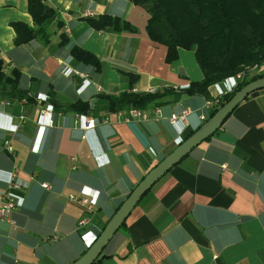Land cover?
<instances>
[{
    "label": "crops",
    "instance_id": "obj_1",
    "mask_svg": "<svg viewBox=\"0 0 264 264\" xmlns=\"http://www.w3.org/2000/svg\"><path fill=\"white\" fill-rule=\"evenodd\" d=\"M43 2L56 12L45 32L34 24L27 0H0L1 70L18 72L15 90L0 86V101L8 102H0V193L14 168L21 184L13 190L14 223L0 219V264L79 258L147 172L186 131L204 123L200 115L210 116L206 101L237 84L228 77L209 87V98H169L143 109L146 119L127 122L126 110L122 116L106 112L107 97L201 80L194 51L179 48L178 58L166 62L167 47L149 38L148 14L133 0ZM102 14L126 19L137 31H96L88 18ZM16 21L35 28L32 40L14 43ZM72 45L98 57L100 69L77 61ZM255 72L264 74V64ZM78 99L88 102L93 128L85 129L72 110L53 109V101L63 109ZM42 107L53 110V126ZM182 109H188L185 120L171 123V114ZM20 114L26 121L19 124ZM69 194L86 197L93 212ZM82 215L90 221L78 228ZM93 264H264V89L250 93L152 185Z\"/></svg>",
    "mask_w": 264,
    "mask_h": 264
},
{
    "label": "trees",
    "instance_id": "obj_2",
    "mask_svg": "<svg viewBox=\"0 0 264 264\" xmlns=\"http://www.w3.org/2000/svg\"><path fill=\"white\" fill-rule=\"evenodd\" d=\"M148 14L146 32L149 38L167 47L165 60L170 63L178 58V49L193 50L203 73V78L190 81L181 88L164 87L155 92L124 91L117 96H108L106 112L128 111L130 108L146 109L159 106L169 98L181 95L201 94L209 98V87L228 77H235L252 67L264 64V0H133ZM27 9L34 24L46 31V24L56 12L43 0H27ZM88 24L96 31L135 32L137 27L119 16L102 14L88 18ZM16 32L14 43H26L35 36V28L22 21L12 23ZM71 55L79 62L100 69V60L88 50L72 45ZM16 70L11 75L3 74L0 61V86L17 88ZM264 74L258 73L246 79H237L235 88L219 98L222 106L232 94L249 81ZM54 110H72L86 115L90 110L87 101L78 99L63 109L52 102ZM219 107L213 108L209 115ZM194 130L186 131L184 139ZM183 139V140H184ZM124 224V223H123ZM122 224V225H123Z\"/></svg>",
    "mask_w": 264,
    "mask_h": 264
},
{
    "label": "water",
    "instance_id": "obj_3",
    "mask_svg": "<svg viewBox=\"0 0 264 264\" xmlns=\"http://www.w3.org/2000/svg\"><path fill=\"white\" fill-rule=\"evenodd\" d=\"M259 89H264V76L249 81L235 91L232 96L220 106L214 114L209 116L203 124L194 130L190 136L181 141L170 153L151 168L116 209L95 241L79 258L69 264H93L100 257L103 249L116 231L125 222V219L134 206L152 185L174 165L187 156L198 144L214 134L236 106L250 93Z\"/></svg>",
    "mask_w": 264,
    "mask_h": 264
},
{
    "label": "built area",
    "instance_id": "obj_4",
    "mask_svg": "<svg viewBox=\"0 0 264 264\" xmlns=\"http://www.w3.org/2000/svg\"><path fill=\"white\" fill-rule=\"evenodd\" d=\"M255 68V67H253ZM244 75L237 74L235 76L236 79L242 78ZM157 88H150L148 92H155ZM26 101V100H23ZM2 104H8L7 101L1 100L0 101ZM219 100L218 99H208L205 103V107L209 109H213L216 106H218ZM40 114L47 118V124L48 126H53L54 125V112L50 108H45L42 107L39 109ZM123 111H117V114L119 116H122ZM188 113V109H182L180 113H172L169 121L171 123H175L178 120H185L186 114ZM77 116L82 117L84 122H85V129H90L95 126V123L97 120H95L93 117H90L89 115H81L77 114ZM134 118H140V119H146V115L144 114L143 109H138V108H130L127 111V115L124 117L125 121L129 122ZM200 118L202 121L207 120L208 118L202 114L200 115ZM26 121V117L23 114H20L18 116V123H23ZM103 122L107 121V118L105 120H102ZM3 147L10 153L14 152V148L9 140H4L3 142ZM21 186L20 181L18 179L17 175V170L14 168L11 170L7 186L1 191L0 193V219H9V221L13 224L14 221L10 219V216L12 214V211L16 207V198L13 194V190L19 188ZM42 186L45 188H48V184L42 183ZM68 198L72 201H76L79 204H81L83 207H85L89 212H93L94 206L93 204L84 196H78L75 194H69ZM90 221V216L88 215H82L78 221H77V227L78 228H83L85 227L88 222Z\"/></svg>",
    "mask_w": 264,
    "mask_h": 264
},
{
    "label": "rangeland",
    "instance_id": "obj_5",
    "mask_svg": "<svg viewBox=\"0 0 264 264\" xmlns=\"http://www.w3.org/2000/svg\"><path fill=\"white\" fill-rule=\"evenodd\" d=\"M256 72H255V68H249V69H247V70H245L243 73H242V75H244L245 76V78L246 79H248V78H250V76L251 75H253V74H255Z\"/></svg>",
    "mask_w": 264,
    "mask_h": 264
}]
</instances>
